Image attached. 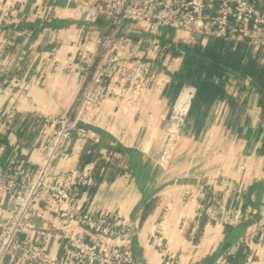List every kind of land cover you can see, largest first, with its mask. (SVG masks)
<instances>
[{
    "label": "crops",
    "instance_id": "crops-1",
    "mask_svg": "<svg viewBox=\"0 0 264 264\" xmlns=\"http://www.w3.org/2000/svg\"><path fill=\"white\" fill-rule=\"evenodd\" d=\"M36 10L35 0H0V39H5L0 40V109L10 106L20 118L16 126H0V162L13 147L31 166L36 165L50 129L40 115L61 113L78 85L77 71L66 60V47L73 44L74 51L81 47L75 38L81 17L60 2L50 14L61 22L33 32L26 23L34 24ZM125 29L130 52L146 66L161 57L159 69L141 92L139 115L102 101L92 111L101 143L72 139L70 156L60 158L53 170L83 166L102 148H116L114 163L95 173L96 184L81 189L75 203L91 214L106 209L129 216L136 226L132 250L140 264H163L149 237L153 222L162 214L168 250L181 258L180 264H213L227 251L232 264H243L249 249L258 257L250 264H264V234L258 242L240 241L251 229L249 223L226 227L199 220L179 225L180 216L191 208L183 200L184 191L195 193L199 175L218 171L230 175L243 203L264 222V51L244 42L162 28L161 34L178 51L157 54L158 38L146 24L130 23ZM186 54L191 55L187 61ZM185 84L195 91L176 152L169 167L162 169L156 159L165 138L163 127ZM90 149L93 156L86 158ZM220 198L226 204L233 197L223 191ZM164 205L169 206L165 213ZM47 248L59 253L55 241L50 240Z\"/></svg>",
    "mask_w": 264,
    "mask_h": 264
},
{
    "label": "built area",
    "instance_id": "built-area-1",
    "mask_svg": "<svg viewBox=\"0 0 264 264\" xmlns=\"http://www.w3.org/2000/svg\"><path fill=\"white\" fill-rule=\"evenodd\" d=\"M35 2L39 24L60 2L72 6L81 17L75 36L81 47L77 51L73 44L66 47V60L77 71L78 85L61 113L40 115L50 129L40 145L42 154L36 165L27 166L16 150L5 164L0 162V264H140L132 250L136 226L129 216L106 209L91 214L75 203L81 189L96 184L95 162L63 171H54V164L70 156L68 145L72 139L81 144L101 143L92 111L102 101L139 115L141 92L155 73L139 55L130 52L125 31L128 24L142 22L154 35L162 28L181 29L196 37L244 42L264 49V0ZM0 40L5 42L4 38ZM194 91L193 85H183L168 112L164 142L156 159L162 169L169 167L176 152ZM0 113L6 126L15 109L6 106ZM100 152L104 155L105 150ZM229 176L220 171L199 175L196 192L184 191L183 200L191 208L180 216L179 225L182 228L185 223L196 224L199 220L226 227L249 223L251 229L240 241L258 242L264 234V222L243 203L240 190ZM223 191L232 193L231 202L225 204L220 198ZM162 210L167 212L169 206L164 205ZM26 215L39 217L43 225L34 226L25 220ZM149 237L163 264L182 262L168 250L164 214L153 222ZM50 240L57 243L58 254L48 250ZM230 254L225 252L213 264H232ZM256 257V252L249 249L243 264H250Z\"/></svg>",
    "mask_w": 264,
    "mask_h": 264
},
{
    "label": "trees",
    "instance_id": "trees-1",
    "mask_svg": "<svg viewBox=\"0 0 264 264\" xmlns=\"http://www.w3.org/2000/svg\"><path fill=\"white\" fill-rule=\"evenodd\" d=\"M58 21H59V19H53L52 16H51V14L49 13V14L47 15L46 19H44V20L42 21L41 24H39L40 21H38V19L35 18V22H34V24H32V23H26V25H27L28 27H31L32 30H33V32H36L37 30H40V29H42V28H44V27L52 26V25H54L55 22L57 23ZM59 22H61V21H59ZM126 36L128 37V34H126ZM156 36H157V38H158V40H157L156 43H157V48H158V50H159V51L157 50V54L161 53L162 51H163V52H164V51H165V52H166V51H169V52H171V53H173V51H178V50H176V48L173 46V44L168 43L169 41H167V40L165 39V37H164L161 33H160V34H157ZM209 39H216V38H209ZM262 51H264V49H262ZM208 52H209V55H210V54H211V51H208ZM210 56L213 57V55H210ZM189 57H191L190 54H186V55H185L186 61H187V59H188ZM155 58H156V59H155L156 64H153V65L149 66V69L153 70L154 73H156V70L159 69V68H158L159 66H157V61H159V59H160L161 57H160V55H159V56H157V57H155ZM207 68H209V67L207 66ZM19 120H20V118H19V114H18L17 112H15V115H14V117H13L11 123L8 124V126H10V127L16 126L17 121H19ZM2 123H3V116L0 115V126H1ZM2 139H3V137H2V134H1V132H0V140H2ZM91 147H92V146H91ZM102 149H103V148H102ZM115 149H116V148H113V147L104 148V150H105L104 155H103V153L100 152V153L97 155V157H95V158L92 159V160L95 162V166H96L95 173H97V171H99L100 168H101L103 165L108 166V165H112V164L114 163V160H115V157H114ZM14 150L18 151L17 149H13V147H11L10 150H9V152H8V155H7L6 158H5V160H3L1 163L5 164V163L7 162V158L13 153ZM18 153H19V152H18ZM86 154H87V153H86ZM86 154H85L86 158H88V157H89V158L92 157V156H93V155H92V154H93V153H92V149H90V151H89V153H88L87 155H86ZM19 155H20V157L23 159V162H24L27 166H31V164H29V163L25 160V157H23V155H21V153H19ZM106 155L109 156V159H108V160L105 159Z\"/></svg>",
    "mask_w": 264,
    "mask_h": 264
},
{
    "label": "water",
    "instance_id": "water-1",
    "mask_svg": "<svg viewBox=\"0 0 264 264\" xmlns=\"http://www.w3.org/2000/svg\"><path fill=\"white\" fill-rule=\"evenodd\" d=\"M83 152H84V149L81 151V154ZM25 220L37 227L43 225V221L39 217H36V216L26 215Z\"/></svg>",
    "mask_w": 264,
    "mask_h": 264
}]
</instances>
